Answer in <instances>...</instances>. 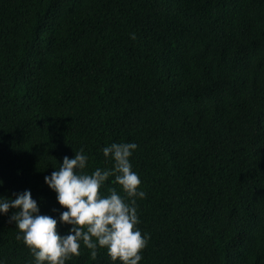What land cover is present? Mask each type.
<instances>
[{"label":"trees","instance_id":"16d2710c","mask_svg":"<svg viewBox=\"0 0 264 264\" xmlns=\"http://www.w3.org/2000/svg\"><path fill=\"white\" fill-rule=\"evenodd\" d=\"M113 142L138 145L139 264H264V0H0V199L68 234L44 177ZM13 211L0 264H35Z\"/></svg>","mask_w":264,"mask_h":264},{"label":"clouds","instance_id":"9594fccd","mask_svg":"<svg viewBox=\"0 0 264 264\" xmlns=\"http://www.w3.org/2000/svg\"><path fill=\"white\" fill-rule=\"evenodd\" d=\"M131 38L135 39V34ZM137 147L131 142L111 143L102 152L106 160L113 161V167H98L91 173L86 171L89 157L81 149L73 158L64 156L59 169L44 177L59 205L66 209L59 215L60 224L71 225L66 235L59 233L56 218L39 214L29 190L14 194V199H0V213L15 210L9 220L18 229L16 239L23 240L35 264H66L81 255L82 245L92 260L97 259L100 249H106L113 262L139 264L150 237L137 227V199L146 197L130 161ZM110 177L121 191L113 186L103 195Z\"/></svg>","mask_w":264,"mask_h":264}]
</instances>
